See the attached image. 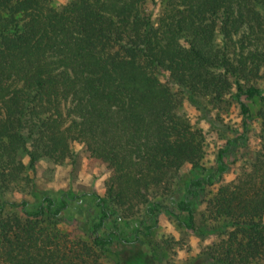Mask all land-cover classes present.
Instances as JSON below:
<instances>
[{"label": "trees", "instance_id": "1", "mask_svg": "<svg viewBox=\"0 0 264 264\" xmlns=\"http://www.w3.org/2000/svg\"><path fill=\"white\" fill-rule=\"evenodd\" d=\"M162 218L264 264V0H0V264H159Z\"/></svg>", "mask_w": 264, "mask_h": 264}, {"label": "rangeland", "instance_id": "2", "mask_svg": "<svg viewBox=\"0 0 264 264\" xmlns=\"http://www.w3.org/2000/svg\"><path fill=\"white\" fill-rule=\"evenodd\" d=\"M259 105H255L254 110H258ZM186 114L193 124L204 127L205 131H208L209 137V148H208V163H212L214 160V151L217 143H214L213 140L217 139L216 133L211 131V128L205 119H201L200 113L194 110L193 107L186 104L182 110ZM232 120L235 119L234 115H230ZM73 150L78 154L81 162L79 166L73 171L70 163H64L56 167L53 175L52 184L55 187H67L70 183H73L75 186L85 185L89 186L92 183H95L99 192L103 194L104 189V180L107 178L108 173L105 172L101 167L96 165H89L88 155L84 151L83 145L81 143H74ZM159 236L168 237V235L174 236L176 239H185L184 248L180 251L176 250V254L169 255L165 252L161 256L159 264H184L190 257L195 256L203 246L210 244L214 240V237L199 238L194 234H188L183 229L176 224L175 221L162 218L159 232Z\"/></svg>", "mask_w": 264, "mask_h": 264}]
</instances>
